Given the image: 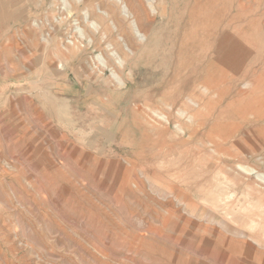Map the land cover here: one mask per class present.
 Wrapping results in <instances>:
<instances>
[{
    "label": "rangeland",
    "instance_id": "obj_1",
    "mask_svg": "<svg viewBox=\"0 0 264 264\" xmlns=\"http://www.w3.org/2000/svg\"><path fill=\"white\" fill-rule=\"evenodd\" d=\"M129 1L0 0V264H264V101L232 94L264 88V0Z\"/></svg>",
    "mask_w": 264,
    "mask_h": 264
},
{
    "label": "bare ground",
    "instance_id": "obj_2",
    "mask_svg": "<svg viewBox=\"0 0 264 264\" xmlns=\"http://www.w3.org/2000/svg\"><path fill=\"white\" fill-rule=\"evenodd\" d=\"M130 1H132L133 2V4L135 3V5H139L140 7L142 6L141 5V3L139 2V0H130ZM129 1V2H130ZM210 1V0H209ZM213 2H215L216 0H212ZM128 2V3H129ZM201 3V2H200ZM108 5V4H107ZM110 6V5H109ZM261 6V5H260ZM133 7V6H132ZM136 7V6H135ZM134 7V8H135ZM208 7H209V5H208ZM137 8V7H136ZM139 8V7H138ZM204 10V9H203ZM141 12V11H140ZM138 13V12H137ZM143 14V13H142ZM145 14V13H144ZM184 15V14H183ZM146 16V18H147V20H146V22H144V23H146L145 25H143V26H141V28H140V26H139V28H140V32H142L144 35H147L150 31H149V28H150V24L152 23V20H151V17H149L148 15H145ZM153 16V15H152ZM161 16V15H160ZM212 16H213V22H214V24H217V21H218V11H217V9H214V11H212ZM93 17H96L95 16V14H93ZM92 17V18H93ZM142 17V16H141ZM140 17V18H141ZM185 17H187V16H185ZM199 17V16H198ZM141 20V19H140ZM142 20H144V19H142ZM100 21L102 22L103 21V19H100ZM145 21V20H144ZM141 23V22H140ZM179 23H181V22H179ZM182 24V23H181ZM180 24V25H181ZM185 24V23H184ZM183 24V25H184ZM100 25V24H99ZM102 25V26H101ZM100 26L101 27H103L102 29H103V35H105V36H108V33H110V32H107V30H108V28L106 27V26H104L103 25V23L101 24ZM142 25V24H141ZM198 26H199V24H198ZM152 29V28H151ZM154 29V28H153ZM96 30H98V29H96ZM200 30V29H199ZM95 30H93V32H94ZM110 31V30H109ZM220 31V30H219ZM96 32V31H95ZM106 32V33H105ZM204 34L206 33V31L204 32V31H202ZM212 32V31H211ZM199 33V32H198ZM111 34V33H110ZM124 34H125V42L128 44V45H130V47H131V49L133 50V51H135V50H137L138 49V41L133 37V35H132V33H130V32H127L126 30H124ZM151 34V33H150ZM155 34V33H154ZM101 35V34H100ZM149 35V34H148ZM201 34H199V36H200ZM97 36H98V34H97ZM96 36V34L94 33H92V34H90V35H88V36H85V40L84 41H86V40H89V43H87V45H84V46H82V44L84 43V41H82V40H79V38L78 39H74V40H70L69 42H67L66 41V50L68 51V53H69V57H67V56H65V54H63V56H65V58L68 60V58L70 59V60H76V59H78V57H79V55L80 54H82L84 51H86V49L88 48V46H89V44H91L94 48L95 47H98L100 44H101V40L102 39H104V37L103 36H99V37H97ZM148 37V36H147ZM204 37V36H203ZM207 37V36H206ZM75 38V37H74ZM150 38V37H149ZM198 38V37H197ZM205 38V37H204ZM105 39H106V37H105ZM207 39V38H206ZM209 39V38H208ZM197 40V39H196ZM216 40H217V38H216ZM198 41V40H197ZM205 41V40H204ZM105 42V44H108L109 42L108 41H104ZM103 43V42H102ZM183 43V42H182ZM217 43V42H216ZM218 44V43H217ZM110 47H112V44L111 45H109ZM118 46H119V44L118 43H116L115 44V49L117 50L118 49ZM205 46H206V44H205ZM203 47H204V44H203V42H202V40L201 41H199V43L197 44L196 42L195 43H189V44H187V45H184L183 47L181 46L180 47V50H188L189 51V53H190V51H191V55L189 56L190 58H188V60L190 59V61L192 60V63H193V67H195V68H199V69H202V68H200V61H201V59H202V54H203ZM173 48V47H172ZM205 48V47H204ZM113 50V49H112ZM179 50V51H180ZM171 51V50H170ZM170 51H168V53L170 52ZM119 52H121V51H119ZM205 52V51H204ZM109 53V55H108V59L107 60H104L105 62H106V65H107V67H110L112 70H114L115 72L114 73H116L117 74V71H118V65H116V62L115 61H113V57L111 56V54H110V52H108ZM137 53V52H136ZM168 53H165V54H168ZM121 56H120V58L122 57V54H120ZM163 57H164V55H163ZM183 57V56H182ZM170 58V57H169ZM125 60V57H123V58H121V60ZM162 59V58H161ZM165 59V58H164ZM163 59V60H164ZM170 60V59H169ZM186 60V59H185ZM69 61V60H68ZM113 61V62H112ZM212 61V60H211ZM213 62H214V59H213ZM171 63V62H170ZM191 62H187L186 64H187V66L189 67L191 64H190ZM88 64H90L87 60H83L82 62H81V66L84 68V70H86V72H88L89 70H92V67H91V64H90V66L88 67ZM168 63H166V65H167ZM180 64V63H179ZM165 65V66H166ZM170 65V64H169ZM177 66H178V64H177ZM176 66V67H177ZM96 67V66H95ZM103 67V66H102ZM164 67V66H163ZM174 67H175V65H174ZM179 68V67H178ZM177 69V68H176ZM194 69V68H193ZM199 69H198V71H199ZM83 70V69H82ZM95 70V72H96V69H94ZM100 70V69H99ZM166 70H167V68H166ZM179 70V69H178ZM177 70V71H178ZM187 70V69H186ZM195 70V69H194ZM203 70H204V68H203ZM165 71V70H164ZM185 71V70H184ZM192 72H193V70H191ZM190 71V72H191ZM197 71V72H198ZM230 71V70H229ZM252 71V70H251ZM82 72V71H81ZM86 72H85V74H86ZM89 72H91V71H89ZM94 72V71H93ZM97 72H99L98 74L99 75H101L102 76V73H103V71H97ZM96 72V73H97ZM166 72V71H165ZM174 72V71H173ZM222 72V71H221ZM253 72V71H252ZM185 73V72H184ZM246 73H247V71H246ZM245 73V74H246ZM97 74V75H98ZM217 74V73H216ZM231 74V73H230ZM234 74V73H233ZM254 74V73H253ZM253 74H251V75H253ZM87 75V74H86ZM96 74H93V77H92V72H91V76H90V78L91 79H93V81L95 80H99L98 78H102L101 76H97ZM167 75V74H166ZM186 75V74H185ZM199 75V74H198ZM203 75V74H202ZM214 75V74H213ZM226 75V74H225ZM249 75H250V73H249ZM258 75V74H257ZM256 75V76H257ZM220 76H222V74L220 75ZM229 76V75H228ZM185 77V76H184ZM253 77V76H252ZM87 78V77H86ZM180 78V77H179ZM186 78V77H185ZM209 78V77H208ZM226 78V77H225ZM254 78H255V76H254ZM122 79V78H121ZM212 79V78H211ZM101 80V79H100ZM177 80H178V78H177ZM181 80H183V79H181ZM210 80V79H209ZM222 80V79H221ZM223 80H225L224 78H223ZM232 80V79H231ZM254 80V79H253ZM116 82H117V80H115ZM248 81V80H247ZM178 82V81H177ZM176 82V83H177ZM212 82H214L213 81V79H212ZM182 82H180V84H181ZM236 83V82H235ZM126 84V83H125ZM220 84V83H219ZM99 85V84H98ZM121 85H124V83L123 84H120V86ZM172 85H174V84H172ZM227 85V84H226ZM230 85V84H229ZM241 85V84H240ZM115 86V84H113V87ZM179 86H181V85H179ZM195 86H196V84H195ZM199 85H197L196 86V88L195 89H197L198 91H199V89L197 88ZM224 86V85H223ZM222 86V87H223ZM103 87V86H102ZM117 87H118V85H117ZM190 87V86H189ZM194 87V86H193ZM201 87V86H200ZM199 87V88H200ZM206 87V86H205ZM214 87V84L212 85H210V90L209 89H207L208 90V92L209 91H211V89ZM230 87V86H229ZM234 87H235V85H234ZM179 88V87H178ZM177 88V89H178ZM192 87H190V89H191ZM204 88V87H203ZM216 88H217V86H216ZM180 89H181V87H180ZM188 89V88H187ZM229 89V88H228ZM113 90V89H112ZM115 90V89H114ZM189 90V89H188ZM193 90V89H192ZM191 90V91H192ZM186 91V90H185ZM204 91H205V88H204ZM203 91V92H204ZM116 92V91H115ZM182 92V91H181ZM180 92V93H181ZM195 92H197V91H195ZM202 92V89L200 90V92H198L196 95H194V94H192V95H190V97H186V95L188 94H186L185 96L183 95L182 97L181 96H179L178 97V102H179V104H180V107L181 108H183V109H185L186 110V112H187V108L189 107V102L190 101H192V102H194L193 104H197V102H199V98H200V100H201V98H202V100H203V98H205L207 95L206 94H204ZM192 93H193V91H192ZM206 93V92H205ZM225 93H228V91H227V89H222V91H220V94L218 95V97L219 96H221V95H224ZM115 94V93H114ZM172 94V93H171ZM176 94V93H175ZM174 94V95H175ZM191 94V93H190ZM212 95L214 94V93H211ZM233 95H234V97H235V99H234V101H236V102H245L244 104H250V106H257V107H260L261 105H262V103H263V101H264V88H262V87H259L256 83H250V84H244L243 83V85H241L240 87H238V88H236V90H233V93H232ZM173 95V96H174ZM178 95H180L179 93H178ZM182 95V94H181ZM210 95V94H209ZM140 96V95H139ZM138 96V97H139ZM189 96V95H188ZM147 97V96H146ZM149 97V96H148ZM214 97V96H213ZM144 99H145V96L143 97ZM171 98H172V96H171ZM171 98H169L170 100H171ZM176 98H177V96H176ZM138 99V98H137ZM174 98H172V100H173ZM197 99V100H196ZM149 100V99H148ZM135 101V100H134ZM201 102V101H200ZM199 102V103H200ZM198 103V104H199ZM204 104V103H203ZM149 105V104H148ZM200 105V104H199ZM146 106V105H145ZM192 106V105H191ZM197 106V105H196ZM147 107H149V106H147ZM179 107V108H180ZM194 107V106H193ZM171 109V108H170ZM198 109V108H197ZM194 112V111H193ZM188 113V112H187ZM195 113V112H194ZM229 113V112H228ZM228 113H226V114H228ZM230 113H231V111H230ZM253 114H256V115H258V116H261L260 118H257V120H259V119H263V115H264V111L262 112V111H260V110H256V111H254V113ZM197 115V114H196ZM195 115V116H196ZM217 116H218V114H216ZM215 115V116H216ZM221 115V114H220ZM224 116H225V114H224ZM234 116V115H233ZM175 118V117H174ZM191 118V117H190ZM193 118V117H192ZM216 118V117H215ZM192 121H193V119H192ZM198 121V120H197ZM228 121V120H227ZM201 122H203V119H202V121H198V123H201ZM216 122V121H215ZM238 123H235V122H230V123H227V124H219V123H217L216 125H214V127L212 128V133L210 134V138H211V136H215V135H218L220 138H222V140L224 141V140H227V138L229 137V135H230V133H232V132H234V131H236V130H239V129H242V127L244 126L243 124H241V123H239V121H237ZM221 123V122H220ZM244 123V122H243ZM259 123V122H258ZM214 124V123H213ZM259 126H261V125H259ZM262 126H263V124H262ZM254 127V126H253ZM258 127V126H257ZM256 127V128H257ZM201 128V127H200ZM255 128V129H256ZM197 129V128H196ZM247 129V128H246ZM249 129V128H248ZM262 129V128H261ZM244 131V130H243ZM257 131V130H256ZM246 132V131H245ZM260 132V131H259ZM259 134H261V133H259ZM254 135V134H253ZM248 136V135H247ZM247 136H245V137H247ZM263 136V135H262ZM244 137V136H243ZM261 137V136H260ZM218 138V137H217ZM216 138V141H218L219 142V140ZM229 140V139H228ZM239 140V139H238ZM237 140V141H238ZM247 140V139H246ZM245 140V141H246ZM217 142V143H218ZM239 142V141H238ZM237 142V143H238ZM235 143H236V141H235ZM236 143V144H237ZM249 143V142H248ZM262 143V142H261ZM264 143V142H263ZM214 145H217L216 144V142H214L213 143ZM240 144V143H239ZM239 144H238V146L237 147H239ZM230 145H231V143H230ZM250 145H251V143H250ZM232 146V145H231ZM236 146H235V148H236ZM242 146V145H241ZM253 146V145H252ZM257 147V146H256ZM263 147H264V145H263ZM259 148V147H258ZM257 148V149H258ZM232 149V148H231ZM240 149H241V147H240ZM246 149V148H245ZM239 150V149H238ZM241 151V150H240ZM234 152H237V151H234ZM239 152V151H238ZM242 152V151H241ZM247 152V151H246ZM220 153V152H219ZM216 154V153H215ZM215 156V155H214ZM213 156V157H214ZM261 157H262V155H261ZM235 158V157H234ZM214 167V166H213ZM236 167V166H235ZM211 168V167H210ZM230 168V167H229ZM231 169V168H230ZM228 171L230 172V170L228 169ZM234 171V170H233ZM236 174V173H235ZM237 177V176H236ZM235 179V178H234ZM225 212V211H224Z\"/></svg>",
    "mask_w": 264,
    "mask_h": 264
}]
</instances>
